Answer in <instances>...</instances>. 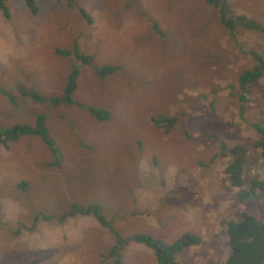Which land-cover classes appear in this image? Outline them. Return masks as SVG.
<instances>
[{"label":"rangeland","instance_id":"374dc122","mask_svg":"<svg viewBox=\"0 0 264 264\" xmlns=\"http://www.w3.org/2000/svg\"><path fill=\"white\" fill-rule=\"evenodd\" d=\"M75 1L90 22L66 0H33L34 12L6 0L8 15L0 11V127L34 126L43 114L55 150L33 135L0 143V264H157L140 243L111 253L112 231L90 214L60 221L72 205L91 203L121 237L169 243L197 235L178 264H223L222 222L234 211L264 218V196L238 198L221 152L235 144L245 156L254 150L246 180L264 178V140L253 125L264 122V86L248 85L241 114L236 84L254 63L250 51L264 59V34L232 35L205 0ZM226 14L264 26V0H226ZM74 43L89 63L55 52ZM74 64L73 101L105 110L107 119L53 102ZM94 65L115 69L100 79ZM37 210L44 215L31 226Z\"/></svg>","mask_w":264,"mask_h":264},{"label":"trees","instance_id":"16d2710c","mask_svg":"<svg viewBox=\"0 0 264 264\" xmlns=\"http://www.w3.org/2000/svg\"><path fill=\"white\" fill-rule=\"evenodd\" d=\"M6 0H0V11L4 16H7V10L5 7ZM26 6L32 11H35L33 0H23ZM212 6H217L219 11L220 23L228 29L233 35L238 28L255 30L264 34V26L253 19L246 18L240 15L228 16L226 14V0H205ZM66 3L71 6H75V0H66ZM76 7V6H75ZM78 13L90 22V18L86 15V12L80 7H76ZM58 54L71 55L79 63L87 64L90 62V56L83 54L77 47V44H72L70 49H58L55 50ZM249 57L254 60L253 65L250 68H246L239 72L236 77V84L238 90L239 100V113H243L244 103L247 99V95L250 93L248 87L249 84L262 81L264 86V59L257 53L249 52ZM77 65H72L69 73L66 75L65 85L62 89L60 97L53 98L54 103L72 104L75 103L78 107L87 111V113L97 121L107 119L108 113L98 107L85 106L74 102L72 99V93L76 86L77 77ZM115 67L110 65L93 66V74L97 78H104L110 75L114 71ZM8 97L10 92L3 91ZM30 93V92H29ZM28 93V94H29ZM27 94V95H28ZM45 116L43 114L35 115L34 126L28 123H15L8 127H0V143L5 145L6 140H16L22 135H33L40 139V141L51 152L55 153L53 141L49 138L48 132L44 125ZM253 125L258 129L259 135L264 140V122L256 121ZM261 149L263 153V145L255 146ZM221 152L227 157V161L223 167V172L226 174L229 184L235 187V191L240 200L251 199L256 200L257 195L264 196V178H253L250 181L246 180L245 172L247 165L252 166L257 160V154L254 150L247 152L245 156V150L242 146L235 144L231 146L222 145ZM249 159V160H248ZM53 160L49 162L52 164ZM21 190H26V183L20 182L18 186ZM165 191V190H164ZM161 200L163 195L160 197ZM264 199V198H263ZM168 206H166L167 208ZM159 214L158 200L157 205L153 208ZM79 213L83 215L90 214L95 220L104 227L109 228L115 240L111 253L115 255L117 252L115 249H120L124 244L129 242L140 243L149 248L155 258L157 264H178L176 256L183 251L187 250V247L197 245L199 243V237L193 233L184 232L172 242H164L159 238L152 237L143 233H136L121 237L117 235L110 225V221L106 220L100 213L99 206L96 203H91L85 207H79L72 205L69 210L63 213L60 217V221L66 216H73ZM40 210H37L35 214L31 216V226L34 221H37L40 216H43ZM232 218L222 222L224 225L221 232L224 234V244L227 252L222 258L223 264H264V218L257 217L255 215H248L245 213H239L234 211Z\"/></svg>","mask_w":264,"mask_h":264},{"label":"flooded vegetation","instance_id":"af4514ba","mask_svg":"<svg viewBox=\"0 0 264 264\" xmlns=\"http://www.w3.org/2000/svg\"><path fill=\"white\" fill-rule=\"evenodd\" d=\"M31 125V124H30ZM34 149H38L37 147H34ZM34 158H36L35 156H34V153L33 152H29L28 153V160H29V162L30 161H32V162H35L36 160H32V159H34ZM38 158V157H37ZM38 163V162H37Z\"/></svg>","mask_w":264,"mask_h":264},{"label":"clouds","instance_id":"9594fccd","mask_svg":"<svg viewBox=\"0 0 264 264\" xmlns=\"http://www.w3.org/2000/svg\"><path fill=\"white\" fill-rule=\"evenodd\" d=\"M76 2V1H75ZM93 118V117H92ZM97 121V120H96ZM130 243V242H129Z\"/></svg>","mask_w":264,"mask_h":264}]
</instances>
